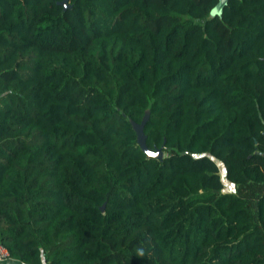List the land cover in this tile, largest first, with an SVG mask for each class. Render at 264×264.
I'll return each instance as SVG.
<instances>
[{
	"label": "trees",
	"instance_id": "16d2710c",
	"mask_svg": "<svg viewBox=\"0 0 264 264\" xmlns=\"http://www.w3.org/2000/svg\"><path fill=\"white\" fill-rule=\"evenodd\" d=\"M66 1L0 0V264H264V0Z\"/></svg>",
	"mask_w": 264,
	"mask_h": 264
},
{
	"label": "water",
	"instance_id": "95a60500",
	"mask_svg": "<svg viewBox=\"0 0 264 264\" xmlns=\"http://www.w3.org/2000/svg\"><path fill=\"white\" fill-rule=\"evenodd\" d=\"M226 0H217L213 6V10L215 12H219L222 4L225 2ZM59 3L62 4L63 6H66L67 1L66 0H59ZM145 119V116L142 117L140 122H134L132 121V127L135 131L136 134V140L137 143L139 144L140 148L147 154V155H153V156H161V150L159 148H156L154 150H150L146 145H145V141H144V133L142 131V122Z\"/></svg>",
	"mask_w": 264,
	"mask_h": 264
},
{
	"label": "built area",
	"instance_id": "2783aa9c",
	"mask_svg": "<svg viewBox=\"0 0 264 264\" xmlns=\"http://www.w3.org/2000/svg\"><path fill=\"white\" fill-rule=\"evenodd\" d=\"M7 251L5 248L0 244V261H5L7 260Z\"/></svg>",
	"mask_w": 264,
	"mask_h": 264
},
{
	"label": "rangeland",
	"instance_id": "374dc122",
	"mask_svg": "<svg viewBox=\"0 0 264 264\" xmlns=\"http://www.w3.org/2000/svg\"><path fill=\"white\" fill-rule=\"evenodd\" d=\"M214 10L212 9V11L211 12H213ZM161 154H163L162 152H161ZM220 166V165H219ZM220 176H221V179H222V181L224 182V184H223V189H230V187H231V184L230 183H228L225 179H224V177H223V174H222V170H221V166H220Z\"/></svg>",
	"mask_w": 264,
	"mask_h": 264
}]
</instances>
